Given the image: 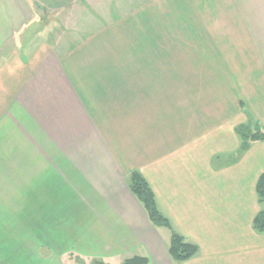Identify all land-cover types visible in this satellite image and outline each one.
Returning <instances> with one entry per match:
<instances>
[{"label":"crops","instance_id":"1","mask_svg":"<svg viewBox=\"0 0 264 264\" xmlns=\"http://www.w3.org/2000/svg\"><path fill=\"white\" fill-rule=\"evenodd\" d=\"M246 125L264 126V0H0V264L72 243L62 261L172 264L134 171L200 247L179 263L264 264Z\"/></svg>","mask_w":264,"mask_h":264},{"label":"trees","instance_id":"2","mask_svg":"<svg viewBox=\"0 0 264 264\" xmlns=\"http://www.w3.org/2000/svg\"><path fill=\"white\" fill-rule=\"evenodd\" d=\"M264 129L253 130L249 125L238 128L242 136V150L247 149L254 141H264ZM128 186L136 198L143 204L150 221L156 227L168 228L171 231V242L169 253L173 260L184 262L198 254L200 247L187 239L174 227L171 219L160 209L156 195L147 179L139 171H134L129 180ZM257 192L260 202L264 203V173L260 176L257 185ZM254 229L264 232V210H262L254 220ZM81 264H87L82 259L77 258ZM103 264V263H97ZM123 264H149V259L145 256H135L126 259Z\"/></svg>","mask_w":264,"mask_h":264},{"label":"rangeland","instance_id":"3","mask_svg":"<svg viewBox=\"0 0 264 264\" xmlns=\"http://www.w3.org/2000/svg\"><path fill=\"white\" fill-rule=\"evenodd\" d=\"M260 127V126H259ZM258 127V128H259ZM259 129H264V126H262L261 128H259ZM264 131V130H263ZM264 209V205H262V210ZM73 216H75L74 214L72 215V217ZM77 216V215H76ZM74 218V217H73ZM72 230V229H71ZM71 230L69 229V231H68V229H67V231L71 234ZM156 230H159L158 232L160 233V235H162L164 238H168V237H170V235H171V231L168 229V228H163V229H156ZM40 235H42L41 233H40ZM43 239H45V237H43ZM73 241V240H72ZM74 245V246H73ZM76 247L75 246V244L74 243H72V245H70V244H68V245H66L65 247H63V249H57L56 250V252H58V255H57V260H56V262H58V263H60V264H64L63 262H66V264H81V262H78L77 260H76V258H74L73 256L71 257V256H69V257H66V259H65V261H62V259H60L61 257H63L64 256V254L68 251V249H72L71 247ZM24 247H26V246H24ZM39 248L40 247H42V248H44L42 245H39L38 246ZM43 253H45V248L43 249V251H42ZM67 254L68 253H66V256H67ZM85 263H87V264H97V263H103V264H118V260H106V261H104V260H99V259H97V258H92V257H89L88 259L89 260H87V259H83V258H81ZM171 262H172V264H181V263H179V262H177V261H175V260H172L171 259Z\"/></svg>","mask_w":264,"mask_h":264}]
</instances>
